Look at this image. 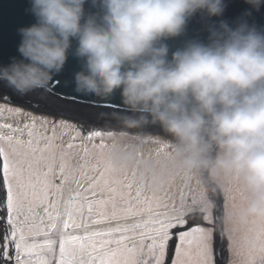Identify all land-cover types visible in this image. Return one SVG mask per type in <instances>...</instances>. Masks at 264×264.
Instances as JSON below:
<instances>
[{"label": "clouds", "instance_id": "9594fccd", "mask_svg": "<svg viewBox=\"0 0 264 264\" xmlns=\"http://www.w3.org/2000/svg\"><path fill=\"white\" fill-rule=\"evenodd\" d=\"M244 2L229 20L228 0H29L33 22L17 29L19 55L0 65V82L45 92L76 58L75 91L119 92L113 119L125 130L158 125L174 172L206 193L244 194L226 224L264 221V24L254 19L264 0ZM197 17L206 36H189ZM139 150L113 158L134 164Z\"/></svg>", "mask_w": 264, "mask_h": 264}, {"label": "snow or ice", "instance_id": "6c2138e0", "mask_svg": "<svg viewBox=\"0 0 264 264\" xmlns=\"http://www.w3.org/2000/svg\"><path fill=\"white\" fill-rule=\"evenodd\" d=\"M17 99L49 111L52 119L41 117L37 134V118L10 107L12 98L0 95L5 101L0 103V118L7 112L29 120L22 127L0 124V264H226V240L237 257L234 264H264V221L257 220L255 227L239 236L235 221L231 228L219 223L229 201L236 207V190L231 186L214 204L194 177L176 172L184 181L178 196L164 191L162 196L153 192L149 197L135 173L131 177L126 171L118 173L113 165L115 150L132 147L125 140L140 146L155 143L157 154L163 151L170 159L168 142L139 135L130 140L126 132L85 129L57 119L85 104L63 72L53 77L45 95ZM86 107L101 105L88 100ZM106 114L91 113L93 119ZM61 129H68L70 142L57 146V155L52 142ZM76 140L81 143L74 145ZM74 147L83 152L78 160L71 152ZM138 155L142 157V152ZM89 157L95 162L90 163ZM240 195L243 200L244 194Z\"/></svg>", "mask_w": 264, "mask_h": 264}, {"label": "water", "instance_id": "95a60500", "mask_svg": "<svg viewBox=\"0 0 264 264\" xmlns=\"http://www.w3.org/2000/svg\"><path fill=\"white\" fill-rule=\"evenodd\" d=\"M229 6L224 14V18L232 20L239 16L246 8L249 6L244 2V0H228ZM29 6V0H0V65H4L10 62L13 56H18L17 45L19 44L20 37L18 35L17 29L25 24H29L33 22V17L26 12V9ZM254 19L260 23L264 24V8H261L260 12L254 13ZM203 22L199 19V17L193 19L189 26V36H194L197 34L205 35L206 32L202 31ZM183 39V38H181ZM180 41H170L169 43L178 44ZM79 61L70 56L67 64L62 71L64 75L71 79V87L75 90L74 83V73L80 68ZM0 95H8L12 98V102L9 105L10 107L20 108L23 112L29 114H37L39 112H49L44 109L33 108L27 103H24L23 100L17 99V97L31 98L35 100L36 98L45 95V92L42 90H37L34 92H30L27 95H20L14 92L11 88L7 87L3 82H0ZM78 95L85 101V104H81L79 109L75 112H71L62 116V118H66L67 120L73 123H79L84 126L85 129L90 127H95L98 130L108 131L111 129H122L118 122L113 119V113L120 112L123 110V105L121 102V98L119 92L108 96H96L92 94H84L79 93ZM88 100H94L101 105V107L97 109H89L86 107V102ZM0 103H5V101L0 100ZM105 103H116L120 107L117 110H113L111 108L102 107ZM95 110L102 111L107 113L106 115H102L93 119L91 113ZM131 133H137L139 135H147L149 133H158L165 139H167L166 134L160 129L158 125H148L143 129L138 130H126ZM211 197L214 199V204L222 201L220 192L210 193ZM214 196V197H213ZM215 215V212H214ZM219 223L223 224V220ZM223 256L225 262L227 264L228 261V243L227 240L224 245Z\"/></svg>", "mask_w": 264, "mask_h": 264}, {"label": "rangeland", "instance_id": "374dc122", "mask_svg": "<svg viewBox=\"0 0 264 264\" xmlns=\"http://www.w3.org/2000/svg\"><path fill=\"white\" fill-rule=\"evenodd\" d=\"M37 118V124H36V131L37 134L41 132V127H40V118L41 117H46L49 120L52 119L51 113L50 112H39L37 114H31ZM57 119H65L62 117H57ZM29 122L28 117L24 115L20 116H12L9 113L5 112L3 115V118H0V124L3 123H12L13 126H23L24 123ZM46 128H48L47 135L51 136V130H50V125H46ZM112 131L116 132H127L129 135H139L137 133H131L126 130H121V129H111ZM6 131V129H5ZM68 132V129H61L60 131L57 132V139H55L53 143V151L59 155V148L57 146L63 144L65 147L66 145L70 142V136L67 135L66 133ZM62 133H64L63 138L60 139ZM141 137H154V138H159L161 140H166L164 137H162L158 133H149L147 135H139ZM24 139H27L25 136ZM96 143H99V140L95 141ZM74 145H78L81 143L80 140L72 141ZM83 143L87 144V141H83ZM128 143L131 144H137L136 141H129L125 140L124 144L127 145ZM43 143L41 144V147H43ZM157 148L158 145L155 143L151 142H145L142 146H140V150L138 153L142 152V157L137 154V159L134 164H128L123 161H118L113 158V165L117 169V172L119 173L120 171H126L128 175L131 177L133 173L136 175V179L139 183L145 185V194L148 195L149 197L152 196L153 192H155L157 195H163L164 191H167L169 196H178L179 190L183 187V179L181 175H177L176 172H174L170 166H169V159L167 156L164 155V152L161 151L159 155L157 154ZM129 148L126 149H117L119 151H127ZM71 152L73 153V158L74 159H79L80 157L83 156V152L80 148L74 147ZM89 162L94 163V159L92 157H89ZM154 172V177L151 176ZM142 173L145 175V177L142 176ZM161 186H163V191H161ZM193 186H195V182L193 181ZM236 190V196H235V204L236 206H239L242 203L241 195L239 190ZM3 189L0 188V194H2ZM221 194V200L224 198V192L218 190ZM209 198L211 200H214L210 193H208ZM214 197V196H213ZM214 203V201H213ZM232 204V201H229V205ZM199 219V217H197ZM253 220V221H250ZM258 224V221L255 219H249L247 222L242 223L239 221H236L235 223V228L237 229L236 235H243L244 232L248 228L255 227ZM223 225L226 228H231L233 227L232 224H226L223 221ZM228 261L227 264H234V261L237 260V257L234 254V251L230 250L228 247ZM169 255H171V248Z\"/></svg>", "mask_w": 264, "mask_h": 264}, {"label": "bare ground", "instance_id": "6f19581e", "mask_svg": "<svg viewBox=\"0 0 264 264\" xmlns=\"http://www.w3.org/2000/svg\"><path fill=\"white\" fill-rule=\"evenodd\" d=\"M153 174H151L152 177H154V172H152ZM142 176L145 177V175L142 173ZM253 221V220H250Z\"/></svg>", "mask_w": 264, "mask_h": 264}]
</instances>
